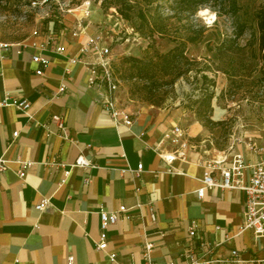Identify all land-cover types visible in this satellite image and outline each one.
<instances>
[{
    "label": "crops",
    "instance_id": "0c3cea01",
    "mask_svg": "<svg viewBox=\"0 0 264 264\" xmlns=\"http://www.w3.org/2000/svg\"><path fill=\"white\" fill-rule=\"evenodd\" d=\"M79 15L80 10L72 11L60 24L51 22L40 36L0 46V101L8 95L31 103L29 112L0 108V159L7 162V169L0 171V264H66L68 256L75 264H147V242L153 244L154 264L173 259L183 264L191 251L220 260L214 264H237L233 250L245 264H258L250 260L264 259V236L241 231L245 193L215 187L199 199L195 191L203 185L207 162H230L235 152L258 162L264 154L236 142L237 134L223 148L214 147L203 138L211 128L196 117L186 122L181 109L146 104L130 128H116L96 101L97 90L88 85L89 66L96 58L81 51L88 36L104 32L97 24L102 18L91 11L82 32L74 36ZM49 34L53 42L42 53L50 64L38 75L39 64L32 56ZM56 44L65 48L63 54L54 51ZM72 57L77 61L71 62ZM62 83L66 90L59 93ZM217 116L214 109L212 119ZM55 117L64 120L67 137ZM176 124L186 126L191 146L167 163L156 147L161 143L163 152L173 149L168 135ZM256 133L247 135H261ZM208 141L211 146L203 145ZM81 153L92 166L72 168L62 183L64 170ZM21 160L33 162L23 179L18 175ZM140 163L142 172L133 175L128 169L137 170ZM43 198L51 204L37 210L35 204ZM101 209H123L108 230V252H116L115 261L96 248ZM192 219L198 222L194 238L188 233ZM202 241L212 244L211 252L201 253Z\"/></svg>",
    "mask_w": 264,
    "mask_h": 264
},
{
    "label": "trees",
    "instance_id": "16d2710c",
    "mask_svg": "<svg viewBox=\"0 0 264 264\" xmlns=\"http://www.w3.org/2000/svg\"><path fill=\"white\" fill-rule=\"evenodd\" d=\"M102 3L105 9L115 7L131 23L135 33L150 39L142 57L125 56L117 68L121 79L131 84L132 95L161 106L159 88L174 85L195 69L199 62L187 56L188 46L203 41L209 28L196 23L194 18L202 8H211L218 15L216 25L219 19L225 22L226 18L230 20L232 32L229 34L218 27L214 43L208 42V49L218 57V62L210 68L227 76L230 90L253 93L257 88L251 95L260 98L258 93L264 84V0L256 6L241 0H103ZM247 34L249 38L241 44ZM156 36L168 37L175 45L162 52L156 46ZM112 66L116 67L114 62ZM201 77L203 82L215 85L207 74ZM214 97L208 86L195 110L197 120L210 128L220 123L211 117Z\"/></svg>",
    "mask_w": 264,
    "mask_h": 264
},
{
    "label": "rangeland",
    "instance_id": "374dc122",
    "mask_svg": "<svg viewBox=\"0 0 264 264\" xmlns=\"http://www.w3.org/2000/svg\"><path fill=\"white\" fill-rule=\"evenodd\" d=\"M261 1L241 0L242 3H249L251 6H256ZM86 2L90 3L91 11L102 18L97 24L104 27L106 41L111 48L112 62L116 65L113 69L119 79L118 97L126 107L137 113L142 106L150 103L130 93L131 84L121 79L117 68L121 67V60L125 56L142 57L150 39L135 33L131 23L124 20L115 7L105 9L103 0H0V42L25 39L33 36L34 30L38 29L47 32L51 22L60 24L64 15L70 14L68 10L77 9ZM217 19V13L211 8H202L197 13L194 21L206 25L209 30L203 41L188 46L187 56L196 59L199 63L194 66L193 71L182 76L174 85L160 87L157 94L162 101L159 107L181 109L186 122H190L195 117L197 119L195 110L205 89L210 86L215 93L212 101L213 111L217 110L216 121L220 123L212 126L210 132L203 138L212 141L214 147L223 148L233 134L238 136L243 133L261 132L264 121V84L258 93L261 99L253 98L251 94H255L257 88L253 89V93L245 90H230L227 76L221 71L210 68L215 66L214 62H218V57L216 52L208 49V42L214 43V33L218 27L229 34L232 32L230 20L225 18L224 22L219 19L217 26ZM248 38L249 34L241 39V44H245ZM174 45L170 38L156 36V46L160 51H168ZM198 68L200 70L197 71ZM203 73L215 81L214 86L203 82L201 77ZM221 113L223 116H219ZM182 126L186 128L185 125ZM203 145L211 146L209 141L204 142Z\"/></svg>",
    "mask_w": 264,
    "mask_h": 264
},
{
    "label": "built area",
    "instance_id": "2783aa9c",
    "mask_svg": "<svg viewBox=\"0 0 264 264\" xmlns=\"http://www.w3.org/2000/svg\"><path fill=\"white\" fill-rule=\"evenodd\" d=\"M80 10V15L75 19L74 36L79 35L85 27L86 20L91 16V5L86 2L77 9L68 10V12ZM44 33L40 29L34 30L33 36H40ZM53 42V37L49 34L39 44L40 52L33 54L32 61L39 64V69L36 71L38 75H42L44 69L50 64V58L43 54V50ZM12 44L10 42H0V46L8 48ZM36 46V44H34ZM37 47V46H36ZM54 51L63 54L65 48L61 45H54ZM81 51L83 53H92L96 61L90 64V76L88 78V85L97 90L98 96L96 101L99 102L103 110L110 116L113 125L116 128L122 126L130 128L135 120L136 112L132 111L124 104L120 103L118 97L119 92V79L117 78L111 58V48L106 41V33L101 32L88 36L85 44L82 45ZM71 62H76V58H70ZM69 72V70H67ZM66 90V84L62 83L59 88V93ZM6 106H14L17 109L29 112L31 103L26 98H12L6 95L0 101V108ZM58 123L59 128L67 137L66 127L64 120L61 117L54 118ZM19 132H14V138L18 137ZM168 140L173 149L170 152L161 150V143L158 144L156 149L160 150L159 155L167 163H172L179 157L184 155L185 150L191 146L190 137L187 129L180 124H176L168 135ZM236 142L242 143L246 148L256 154H264V121L262 122L261 135L259 137L248 136L247 133L240 134L235 138ZM90 147V145H88ZM21 169L18 172L20 178L26 176L27 170L32 166L33 162L21 160ZM92 166L89 157L81 153L69 169L64 170V178L62 183L66 181L70 170L74 167L88 168ZM143 164H139L137 170L128 169L133 175H140L142 172ZM7 169V162L0 159V171ZM126 170H123L125 172ZM248 172V174H246ZM88 179H86V182ZM202 187L195 191L199 199L204 198L206 191L215 187L223 189H239L245 193L244 210H243V225L241 231L251 230L255 236H264V158L258 162L248 161L244 154L235 152L231 161H210L205 166V171L201 179ZM50 200L43 198L40 202L35 204L37 210L43 211L49 208ZM122 210H100V241L96 248L99 251L108 252V230L110 226L114 225L118 220V213ZM151 219L156 220V214L151 213ZM219 228V227H217ZM188 233L191 238L198 235V222L195 219L189 221ZM153 244L146 243L145 251L143 253L144 259L147 264H154L151 258V250ZM213 246L210 242L202 241L201 253L211 252ZM199 254V253H198ZM195 251L188 252L185 255L186 261L183 264H214L220 260L205 259L198 256ZM233 261L237 264H245L247 261L239 257L237 250L231 251ZM110 260L115 261L117 258L116 252H108ZM258 264H264V259L250 260ZM66 264H75L73 256H68ZM167 264H181L176 260H170Z\"/></svg>",
    "mask_w": 264,
    "mask_h": 264
},
{
    "label": "bare ground",
    "instance_id": "6f19581e",
    "mask_svg": "<svg viewBox=\"0 0 264 264\" xmlns=\"http://www.w3.org/2000/svg\"><path fill=\"white\" fill-rule=\"evenodd\" d=\"M214 16V15H213Z\"/></svg>",
    "mask_w": 264,
    "mask_h": 264
}]
</instances>
